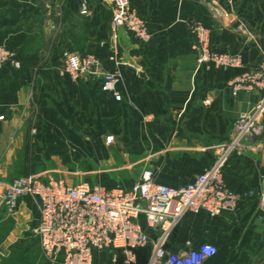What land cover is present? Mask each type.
Returning <instances> with one entry per match:
<instances>
[{
	"label": "crops",
	"instance_id": "crops-1",
	"mask_svg": "<svg viewBox=\"0 0 264 264\" xmlns=\"http://www.w3.org/2000/svg\"><path fill=\"white\" fill-rule=\"evenodd\" d=\"M81 1L0 0V44L21 62L0 70V182L51 176L48 157L98 173L136 168L131 176H108L111 182L132 184L150 168L156 182L177 186L210 168L224 146L220 176L238 195L236 208L213 217L185 214L166 248L208 242L216 251L201 264H264V134L229 145L238 114L263 94L253 88L233 95L231 81L264 58V0H129L151 31L147 42L121 24L112 27L111 0H86L83 13ZM192 21L207 27L213 49L239 54L242 66L199 64ZM63 50L94 54L101 72L118 68L120 98L101 91L97 80L60 75ZM115 51L117 63L110 59ZM38 215L28 196L11 219L0 209V264H62L39 246ZM150 251L151 243L137 263L147 264ZM111 257L96 250L92 264H113ZM114 264H123L120 256Z\"/></svg>",
	"mask_w": 264,
	"mask_h": 264
},
{
	"label": "built area",
	"instance_id": "built-area-1",
	"mask_svg": "<svg viewBox=\"0 0 264 264\" xmlns=\"http://www.w3.org/2000/svg\"><path fill=\"white\" fill-rule=\"evenodd\" d=\"M112 2V27L121 24L139 41H149V27L129 0ZM80 8L87 9L86 0L81 1ZM189 28L198 47L199 64L242 66L239 54L212 48L203 23L192 21ZM115 53L110 59L117 63ZM8 62L15 68L21 66L12 50L0 44V70ZM99 66L94 54L64 51L59 74L76 82L97 80L101 91L118 100L121 71L115 68L101 72ZM253 88L260 89L262 97L248 111L238 114L230 146L244 136L259 138L264 134V58L231 81L233 95ZM220 150L222 155L210 168L177 186L156 182L150 168H144L129 186L89 181L69 184L63 177L29 174L10 183L0 182V206L12 216L21 197H30L39 214L33 229L39 246L46 258L62 264H92L96 250H109L113 264L119 256L123 264H138L136 251L149 243L148 264H201L215 254L212 244L202 242L197 247L172 252L166 248V241L185 214L204 212L213 217L236 208L239 197L220 176L226 153L224 146ZM261 199L264 203V196Z\"/></svg>",
	"mask_w": 264,
	"mask_h": 264
},
{
	"label": "rangeland",
	"instance_id": "rangeland-1",
	"mask_svg": "<svg viewBox=\"0 0 264 264\" xmlns=\"http://www.w3.org/2000/svg\"><path fill=\"white\" fill-rule=\"evenodd\" d=\"M87 10V9H86ZM80 12H85L80 8ZM112 13H113V2L111 0V5H110V16L112 18ZM58 15L60 16V22H57L55 25L53 24L54 29L57 28V30L61 27V25H63V19L62 16L63 14L61 12L58 13ZM146 23V22H145ZM150 30V29H149ZM151 32V31H150ZM64 51H68V50H63L61 52V56L62 53ZM62 63V61H61ZM37 113V112H36ZM35 116L34 118V122H36L38 115L39 114H33ZM33 130L31 131L32 136H36L37 135V131L35 130V128H32ZM42 146V145H41ZM43 147V146H42ZM47 147V146H45ZM47 158V162H46V167L45 170H49V172L51 173V176L54 177H63L67 183L69 184H73L75 182L78 181H89V182H93V183H100L103 185H124V186H128L130 183H124L121 181L118 182H111L109 181L110 178L108 176H114L115 174H121V175H130L134 172V170L136 169L134 166L130 167L129 165H125L121 168H119L118 170H113V171H107V172H101L98 173L97 172V168H93L84 164H80V165H65L63 164L61 161L59 160H51L52 163H49L50 161H48V157ZM71 164V163H69ZM101 176H106V179L102 178ZM131 176V175H130ZM5 209L3 206H0V209ZM9 219H11V216H8ZM148 264V262H147Z\"/></svg>",
	"mask_w": 264,
	"mask_h": 264
},
{
	"label": "trees",
	"instance_id": "trees-1",
	"mask_svg": "<svg viewBox=\"0 0 264 264\" xmlns=\"http://www.w3.org/2000/svg\"><path fill=\"white\" fill-rule=\"evenodd\" d=\"M148 246V245H147ZM147 246H145V247H143V248H140V249H138L137 251H136V256H137V253L141 250V249H144V248H146Z\"/></svg>",
	"mask_w": 264,
	"mask_h": 264
}]
</instances>
